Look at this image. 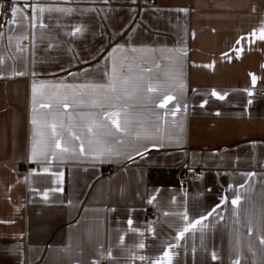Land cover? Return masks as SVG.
<instances>
[{
	"label": "crops",
	"instance_id": "0c3cea01",
	"mask_svg": "<svg viewBox=\"0 0 264 264\" xmlns=\"http://www.w3.org/2000/svg\"><path fill=\"white\" fill-rule=\"evenodd\" d=\"M15 1L0 264H264V0Z\"/></svg>",
	"mask_w": 264,
	"mask_h": 264
},
{
	"label": "built area",
	"instance_id": "2783aa9c",
	"mask_svg": "<svg viewBox=\"0 0 264 264\" xmlns=\"http://www.w3.org/2000/svg\"><path fill=\"white\" fill-rule=\"evenodd\" d=\"M18 2L15 0H2V11L0 14V28L4 29L7 24L12 20L13 12L12 9ZM25 7H29V3L23 4ZM258 95H264V90H259L256 93L250 95L251 98H256ZM160 168L164 170L166 176H173L176 179L187 180L189 178L198 179L202 171L195 170L191 167L188 161H183L180 164L174 166L157 167L152 166L148 168L150 176H157ZM112 169V168H111ZM158 211L152 207H146L144 217L146 221H154L158 218Z\"/></svg>",
	"mask_w": 264,
	"mask_h": 264
},
{
	"label": "snow or ice",
	"instance_id": "6c2138e0",
	"mask_svg": "<svg viewBox=\"0 0 264 264\" xmlns=\"http://www.w3.org/2000/svg\"><path fill=\"white\" fill-rule=\"evenodd\" d=\"M18 11H19V9H16V8H13V9H12L13 14H15V13L18 12ZM12 22L15 23V21H12ZM75 31H76V32H80L81 29H80V28H76ZM252 35H255V33H253ZM260 38H261V39H264V29H261V35H260ZM241 39H244V38H241ZM252 79H253V82H255V76H253ZM152 90H153L152 88H149V91H152ZM213 95H215V93H213ZM169 99H171V97H169ZM33 123H35V121H33ZM113 124H115L117 131H121V130H123V129H121L119 123H118L116 120H113ZM88 131H89V132H92V128L90 127V128L88 129ZM53 132H55V128H54V127H53ZM56 147H60L59 143H57ZM64 150L66 151V149H64ZM137 154L139 155V153H137ZM233 203L235 204V203H237V201H233ZM192 226L194 227L195 225H192ZM187 230H188L187 228L184 229V231H187ZM180 236H183V232L180 233ZM262 242H264V241H262ZM139 247L143 248L144 245L141 243V244L139 245ZM141 259H143V257H141Z\"/></svg>",
	"mask_w": 264,
	"mask_h": 264
}]
</instances>
